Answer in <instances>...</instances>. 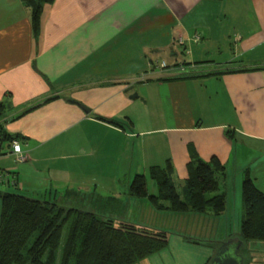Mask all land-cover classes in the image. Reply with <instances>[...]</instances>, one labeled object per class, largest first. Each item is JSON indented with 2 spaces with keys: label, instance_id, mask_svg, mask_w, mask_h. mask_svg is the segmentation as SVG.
Wrapping results in <instances>:
<instances>
[{
  "label": "crops",
  "instance_id": "1",
  "mask_svg": "<svg viewBox=\"0 0 264 264\" xmlns=\"http://www.w3.org/2000/svg\"><path fill=\"white\" fill-rule=\"evenodd\" d=\"M251 7L261 11L264 0H55L35 33L21 0H0V101L8 104L1 123L29 155L19 163L6 144L3 153L18 165L0 169L12 172L17 192L36 199L102 189L114 201L120 179L130 188L134 173L168 160L176 182L187 179L193 147L226 166L222 215L230 213V172L249 169L264 192V59L228 66L264 44L238 19ZM224 54L230 62L205 61ZM204 67L213 69L203 74ZM199 215L188 217L210 219ZM243 245L246 262L249 241ZM219 247L190 240L183 249L195 258L186 264L213 261Z\"/></svg>",
  "mask_w": 264,
  "mask_h": 264
},
{
  "label": "trees",
  "instance_id": "2",
  "mask_svg": "<svg viewBox=\"0 0 264 264\" xmlns=\"http://www.w3.org/2000/svg\"><path fill=\"white\" fill-rule=\"evenodd\" d=\"M31 10L34 32L41 29L46 5L55 0H21ZM221 1V0H214ZM8 104L0 101V156L3 146L23 141L9 134L1 123ZM114 125L116 121L100 118ZM157 194L150 195L147 178L134 176L130 194L149 197L157 210L176 213L211 214L221 216L227 205L221 185L227 179L226 166L217 157L202 159L190 147L188 178L181 191L171 160L164 167L150 168ZM242 196L245 218L239 239L264 241V192L255 184L250 170L244 173ZM0 264H57L64 229L69 226L59 264H135L168 247L169 233L140 227L124 221L104 218L95 213L64 207L51 200L30 198L19 192H0ZM203 242V241H201ZM205 243V242H204ZM213 243V242H207ZM244 246L241 256L244 258ZM210 260L206 264H211ZM243 264H247L245 260Z\"/></svg>",
  "mask_w": 264,
  "mask_h": 264
},
{
  "label": "rangeland",
  "instance_id": "3",
  "mask_svg": "<svg viewBox=\"0 0 264 264\" xmlns=\"http://www.w3.org/2000/svg\"><path fill=\"white\" fill-rule=\"evenodd\" d=\"M252 9V7H251ZM243 19L246 23V32L252 34H262L264 36V8L261 11H257L256 9H252L250 11H246L242 16L238 19ZM236 20V19H235ZM239 23V20H236ZM230 25V23H229ZM249 26V28H247ZM232 56L230 54H224L223 56H214V58L208 57L205 61L212 65V63H223L230 62ZM264 59V44L262 43L260 47L254 49L251 52L240 54L237 53V57L232 60L229 67H235V69L239 66H249L253 65V63L262 64ZM214 61V62H212ZM223 64L221 68H227ZM213 68L204 67L201 68L203 74L209 73ZM6 145V144H5ZM240 150V149H239ZM23 152V150H22ZM12 154L16 157L18 161L19 158L24 160L18 161L19 163L27 162L29 160V155L26 156H18V154L12 152ZM23 154H25L23 152ZM8 155V154H7ZM1 155L0 160V168H3V165L12 162L14 165H18L14 158L11 160L10 155ZM249 159V154L242 153V151H238L237 158L238 159ZM139 174H143L147 178V185L149 194L153 195L154 192H157L155 184L150 177V169L147 172H139ZM134 176L136 173L133 174ZM244 179V172H230L229 175V201L230 208L228 215L222 216H213L209 215L210 219H202L199 224L197 222H193L188 214H196L192 212L188 213H176L172 211H160L157 210L152 204L149 197L146 198H138L132 196L130 194V188H125V177H123V182L119 185V190H116L118 193H122V196L116 197V200L109 199V194L102 189L95 190H84L82 191L83 195L79 197H70V198H58L57 200L52 199L53 202L58 203L61 206L84 210L88 212L95 213L104 218H111L115 221H124L131 224L138 225L140 227H147L149 229L158 230V231H166L169 233L170 246L165 250V255H160V253L153 254L149 257L144 258L143 260L138 261L135 264H179L180 261L186 264L187 258H195L189 257V251L183 249V246H187L194 239L206 240V241H216L220 243V247L218 251L226 246L229 242H231V237L237 238L240 235L241 223H242V215L245 214L244 204L242 200V182ZM11 184V185H9ZM17 184V181L14 176H12V172H7L3 169H0V192H9L16 193L18 189L14 187ZM8 185L10 187H8ZM184 185L183 181H179L177 179V187L178 190L181 191V186ZM112 191V190H111ZM114 191V190H113ZM222 191H225L222 188ZM25 193V192H23ZM94 194H97L95 196ZM28 197H37L34 194H23ZM36 199V198H34ZM38 199H44L43 197ZM1 197H0V214H1ZM199 215V214H197ZM204 216V214L199 215ZM200 229L201 232L198 234H194V231ZM69 231V226L64 229L61 247L59 251V258L57 264L60 263L62 248L65 243V239L67 233ZM192 231V232H191ZM185 243L187 245H185ZM244 244V243H243ZM193 246V245H190ZM244 246V245H243ZM242 246V247H243ZM198 254H202L205 252L203 248L196 247ZM245 249V248H244ZM249 249V257L246 259V263L248 264H264V241H249L248 245ZM170 251V252H169ZM162 252V251H161ZM173 254V256L171 255ZM165 256V257H164ZM170 257V258H169ZM178 257V258H176ZM162 258V259H161ZM166 258V259H165ZM198 259L192 262H197ZM73 264V263H72Z\"/></svg>",
  "mask_w": 264,
  "mask_h": 264
},
{
  "label": "water",
  "instance_id": "4",
  "mask_svg": "<svg viewBox=\"0 0 264 264\" xmlns=\"http://www.w3.org/2000/svg\"><path fill=\"white\" fill-rule=\"evenodd\" d=\"M135 97H137V95L132 98ZM78 105L86 112H89L85 106L81 104ZM242 245L243 242L240 239L231 240V242L218 251L211 264H243V257L239 254Z\"/></svg>",
  "mask_w": 264,
  "mask_h": 264
},
{
  "label": "built area",
  "instance_id": "5",
  "mask_svg": "<svg viewBox=\"0 0 264 264\" xmlns=\"http://www.w3.org/2000/svg\"><path fill=\"white\" fill-rule=\"evenodd\" d=\"M196 39L198 40L199 37H197ZM11 148H12V152L18 154V156H24V157L26 156V154H23V152H22L21 144H20L19 141L15 140V141L12 143ZM20 160H24V158H23V159H20V158H19L18 161H20Z\"/></svg>",
  "mask_w": 264,
  "mask_h": 264
}]
</instances>
